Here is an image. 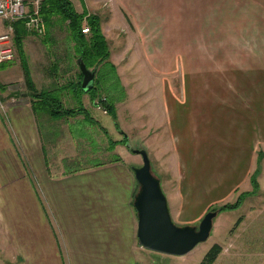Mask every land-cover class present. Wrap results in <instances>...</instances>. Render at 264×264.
Segmentation results:
<instances>
[{"label":"crops","instance_id":"crops-1","mask_svg":"<svg viewBox=\"0 0 264 264\" xmlns=\"http://www.w3.org/2000/svg\"><path fill=\"white\" fill-rule=\"evenodd\" d=\"M74 2V10L85 17L106 11L102 20L101 11L96 16L108 44L109 61L89 71L95 81L105 67L111 70L118 97L126 86L121 77L127 70L121 60L125 57L129 62L141 59L139 69L146 75L176 73L167 64L159 65L155 59L160 58H211L218 64V59L242 57L253 59L247 66L250 73L264 77V0H90L93 7L86 0ZM51 19L61 21L57 16ZM16 24L21 37L23 24ZM137 61L131 63L133 73ZM191 67L183 65L180 73H190ZM213 67V81H155L151 97L141 102L149 127L141 125L140 130L156 154L167 155V161H155L156 166L159 171L171 168L177 181V192L166 182L171 192L167 203L176 218L190 208L192 216L201 219L223 199L208 198L213 188L230 184L226 197L234 198L240 185L249 186L264 147V81L255 92L250 77L233 81L230 78L239 71L232 70V76L222 81V68ZM29 74L34 91L47 92L52 98L59 91L61 102L69 97L65 86H55L54 80L44 82L31 67ZM76 76L81 88L80 70ZM21 84L16 88L9 82L0 91V264H154L150 254L155 253L143 249L136 238L137 182L132 170L120 159L64 171L60 161L74 162L76 148L70 129L63 131L60 124H86V113L61 120L50 117L46 109L36 112L28 91L23 90L25 83ZM7 85L13 89L6 92ZM14 93L27 96L11 97ZM104 97L116 114L121 102L115 103L114 98L118 97L112 93ZM127 131L120 129L118 134L126 140ZM80 159L86 163V157ZM188 170H193L194 184L204 187V193L182 191L189 188ZM156 175L160 179L162 174ZM191 202L193 207L188 206ZM245 223L239 221L236 238L246 231ZM227 250L222 247L213 264ZM164 256V264H184L183 257Z\"/></svg>","mask_w":264,"mask_h":264},{"label":"rangeland","instance_id":"rangeland-1","mask_svg":"<svg viewBox=\"0 0 264 264\" xmlns=\"http://www.w3.org/2000/svg\"><path fill=\"white\" fill-rule=\"evenodd\" d=\"M74 1V3H76L80 0ZM86 1L90 6H92V4H90V0ZM100 8L102 7L100 6ZM98 11H101V14H98L102 20V18H104L106 15V11L103 9ZM96 12L94 13L95 15L89 16H94L97 19ZM40 17L42 19L41 26L43 30V34L41 36L28 33L26 36L22 37L21 42L17 46L15 45L14 34L10 36L11 40L8 44L14 51V57L10 63L8 62L4 64L2 68L0 67V70H3V72L0 73V91L4 92L5 90L2 88L3 84H7L9 82L14 83L16 88H20L23 85L21 83H25V70L29 73V68L31 67V71L40 73L44 82L49 81L51 83L54 80L53 84H55V86L59 87L62 85L63 87L65 86V89L67 90L69 97L67 96L62 102V95H59L60 92L56 91L54 93L53 98L57 97L56 99L59 102V105L54 103L51 104L49 102L51 110L77 111L81 109V112L88 114V116L92 119V122H90L85 115V118L88 121L86 124L81 122L77 123L76 125H69V123L64 122V127H62L63 123L60 124V128H62L63 131L70 129L72 137L71 144H73V146L76 148L74 162H67V160L60 161L64 171H68L73 167H79L83 165L93 166L99 163L120 159H122V163L124 164L125 168H128L129 170L132 168L141 167V157L131 153L128 149H126L125 145H128L134 150H145L147 152L151 164V173L155 177L157 176L156 174H162L160 175V185L162 192L167 199V196H170L171 192L169 191L166 182L170 181V187L172 191L177 192V181L173 180L174 177L171 168H164L163 170L159 171L155 163V161H167V155L163 156V154H156L154 149H152L150 146V139L146 138L145 133L143 131L141 132L140 130L141 125L149 127V117H146L147 114L144 113L146 108L143 107L141 102L144 98L151 97L152 89L154 88V82L167 80L173 82H180L182 80L213 81L215 76L214 73L216 72V68L213 66L218 64L224 73L222 81H226L228 80V77L232 76L230 74V71L232 70L239 71V73L234 74L238 76V79H236L234 75L230 79L233 81L236 80V82H245V78L250 77V79H252V81L255 83V92L258 91L259 83L264 81L262 74H253L249 72L251 69L247 66L248 64L250 65V60L253 59L248 58L240 57L232 59H218V64L215 62L216 59L211 58H160L155 59L156 62L158 61L159 65H162L163 63L167 64L169 67H171V69H176V73H174V75L166 73L146 75L142 68L139 69L141 64L137 60L141 59H131V62H129L130 58L125 57V59L120 58L123 61L124 67L127 68V70H124L121 74V77L125 79L126 82V86L124 88L120 87L122 89L121 97H118V92L115 91L117 85L112 82V78L114 76L113 72L107 67H105V69H103L95 79L94 89L90 92L84 93L81 91V88H78L79 86L76 85L78 81L76 74L79 73L77 59L81 54V52H79L77 49V47H79L78 41L74 40V36L72 37L67 25L62 21L50 19L47 13H43ZM82 24V27L87 25L84 21ZM1 32H4V29H1L0 27V33ZM90 34H88L86 38H89ZM254 60L257 61L259 59ZM108 61L109 57L107 58L106 62ZM135 61H137L134 65V68L136 67L135 70L137 71L136 73L134 71L136 77L131 71V63H134ZM116 64H118L117 60ZM188 64L192 66L191 72L183 74L180 73L184 69L183 65ZM100 65L101 64L94 65V67L89 69L95 70ZM199 66H203V68L200 69L202 71L201 73ZM219 70L221 69L219 68ZM246 71H248V73H246ZM217 76H219V74ZM103 85L107 86L106 89ZM7 86L6 92L13 89L11 85ZM23 90L26 89L24 88ZM105 93H112L115 95V97H118L114 98L115 103L121 102V104L118 105L120 107L118 112H116V114L113 113L114 115L108 114L103 116L101 112L96 111L94 108L97 106V108L104 113L107 112L106 110L111 109L113 104L111 101L107 103V99L104 97ZM2 97L3 96L0 93V99H2ZM134 103L138 104L135 105ZM88 104H90L89 108L87 107ZM81 112H78L72 116H59L53 118L61 120L65 118H74L80 115ZM120 129L128 130V138L126 140H124L121 135L119 136L118 133ZM43 139L46 144V136L43 135ZM67 140L68 139H64V143H66ZM108 145H110V152L107 150ZM119 146H121V148H118ZM259 154L260 155L256 160L257 162L254 170L249 178V186H246V184L242 186L240 185V188L236 190L237 193L234 198H230V195L226 197L230 193V184L228 186H220L218 189L213 188L212 193L208 195V198H223L219 200L218 203L212 205L211 209L208 210L217 211L218 214L213 220L209 238L205 242L198 244L190 253L182 256L183 259H185L184 264H199L204 258L205 254L214 244H218L221 247L229 249L226 251V254L219 258L220 261L218 264H264V147L263 149L261 148L259 150ZM84 157L87 158L85 164L84 161L80 159ZM48 161H50L49 157ZM189 174L191 178H187L186 180L188 181L187 184L189 188H183L182 191L185 193L189 192L191 195H193V193L199 192L204 193V187L195 185L197 178L192 177L193 170H188V175ZM132 175H134L133 172ZM156 178L159 179L158 176ZM252 181H254L255 184H252ZM138 190L139 185L137 184L136 194ZM242 194L244 196L236 209H225L223 211H219V209H221V207L224 205L234 204ZM194 205L195 202L188 204V206L192 207ZM168 208L171 209L169 204ZM171 213L172 215H170L172 221L174 224L180 227H198L201 219L203 218H194V216H192L193 212H191L190 208L188 211H182V216L178 218L173 216L172 209ZM242 220L246 221L245 226H247V229L245 232H239L238 237L236 238L234 234L236 233L239 226L238 221ZM239 243L240 245H238ZM231 245L235 248L237 245V250L231 248ZM150 255H152L150 262L154 264H164L162 260L167 259L164 255L158 253Z\"/></svg>","mask_w":264,"mask_h":264},{"label":"water","instance_id":"water-1","mask_svg":"<svg viewBox=\"0 0 264 264\" xmlns=\"http://www.w3.org/2000/svg\"><path fill=\"white\" fill-rule=\"evenodd\" d=\"M82 74L81 89L84 92L93 88L94 73L77 60ZM27 96L14 93L11 97ZM127 149L139 155L141 167L132 168L139 190L134 197L133 207L137 215L136 238L145 250L161 255L182 257L190 253L198 244L205 242L210 235L213 220L217 211H208L201 219L198 227L177 226L172 221L168 203L162 192L160 181L151 173V164L145 150Z\"/></svg>","mask_w":264,"mask_h":264},{"label":"trees","instance_id":"trees-1","mask_svg":"<svg viewBox=\"0 0 264 264\" xmlns=\"http://www.w3.org/2000/svg\"><path fill=\"white\" fill-rule=\"evenodd\" d=\"M43 13H47L49 15V18L51 19L53 16H57L61 19L63 23H66L68 30L70 31V34H72V37L74 40H77L79 43V47L77 49L81 54L79 55V58L83 61L84 65L89 69L91 67H94V65L102 64L107 61V58L109 57V48L107 41L103 37L100 31V25L96 17L89 16L85 17V14L77 13L72 5L71 0H43L42 6H41V15ZM86 22L90 29V37L86 38L87 35H83L81 32L82 29V23ZM17 24L14 28V37H15V45L17 46L23 36H26L28 33L23 30L22 36H17ZM25 87L26 90L29 93V96L31 98V105L32 109L34 111H43L44 109L48 110V115L51 117H64V116H72L78 112H81L82 110L79 109L77 111L73 110H51L49 102L51 104H55L54 98L49 95V93H38L34 91V85L30 79L29 73L25 70ZM94 87L91 89L93 90ZM90 90V91H91ZM108 114H113V111L106 110ZM86 118L92 122V119L88 116L86 113ZM114 115V114H113ZM126 143V142H125ZM252 184H255L254 181H252ZM243 194L240 195V197L237 199V201L232 205H224L219 209V211H223L225 209L231 210L236 209L239 204L241 203V200L243 198ZM239 222V221H238ZM222 252V247L218 244H214L208 252L205 254L204 258L199 264H213L220 253Z\"/></svg>","mask_w":264,"mask_h":264},{"label":"built area","instance_id":"built-area-1","mask_svg":"<svg viewBox=\"0 0 264 264\" xmlns=\"http://www.w3.org/2000/svg\"><path fill=\"white\" fill-rule=\"evenodd\" d=\"M43 0H0V64L13 60L14 51L9 46L10 36L14 34L16 23H22L27 33L41 36L42 19L41 6ZM83 35H88V25L82 27Z\"/></svg>","mask_w":264,"mask_h":264}]
</instances>
